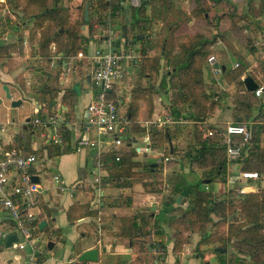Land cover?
Instances as JSON below:
<instances>
[{"label":"trees","instance_id":"trees-1","mask_svg":"<svg viewBox=\"0 0 264 264\" xmlns=\"http://www.w3.org/2000/svg\"><path fill=\"white\" fill-rule=\"evenodd\" d=\"M121 1L6 0L7 8L10 9L11 13L6 19L0 17L1 26L4 28L2 32L10 31L16 34L17 38H19L17 40L20 42L22 34L19 28L22 27L23 21H33V30L39 33L37 38L38 55L42 58L37 70L44 75L54 54L60 53L61 58L67 61L68 58L84 50V38H93L95 34L94 24H100L103 29L113 28L111 26L114 23L112 18L117 17L123 9ZM153 1L142 0L140 6L129 7V26L135 28L143 24L144 28L143 31L133 35L131 38V40L139 42L138 48L142 53V59L137 66V80L131 89V96L125 103L124 99L120 98L112 89L107 92V97L116 105H121V101L122 104L125 103L126 112L124 116L128 119L131 130L133 126L136 127L138 125L136 117L140 98L148 100L146 95H167V106L169 114L175 120L173 122L175 129H169V127L165 126L162 129L150 130V138L154 147L164 148V146H167L170 156L176 154L177 145L174 142L177 139L176 129L179 126L177 124L189 121L193 124V130L191 131L192 142L185 147L186 149L181 155V159L186 163L196 164L199 168L206 170V179L211 180L216 175L224 174L229 163H238L239 171H256L259 173V179H261L262 175H264V147L261 145L264 142V120L260 122L250 119V112L255 106L252 105L255 91H248L244 87L241 77L245 74L246 67H244L242 61H239V63L237 62L238 65L230 70L221 69L222 80H233L234 77L242 87L240 89L241 100L239 102L241 103L242 111L245 112L242 118L245 119L242 120L241 117H237L233 122L251 123V138L246 153L236 160H228L225 146L222 143L223 127L207 122L215 106L213 102L214 96L208 93L204 87L203 69L214 45L215 36L209 37L203 32H196L177 43L176 52L169 49L162 51L160 55H151V46L149 44L152 35L151 19L156 15V11L149 10V7ZM193 1L194 5L191 8V12L199 17L202 15L206 19L207 6L201 3L200 0ZM65 2L67 6H64ZM86 4L88 6L87 20L84 19V7ZM158 5L160 7L157 10L159 13H168L172 8V0H159ZM260 9H262L264 14V3ZM12 15L14 19H11ZM233 24L236 25L237 23ZM82 25H87L88 27L87 37L81 34ZM13 46L15 44L0 46V59L2 62L11 56L10 53ZM162 64L164 69L160 73ZM250 76L258 83L259 87L258 80L253 75ZM141 77L147 80L157 77L158 83L157 85H155L156 82L142 85L139 80ZM43 86L40 89V96L38 95L39 99L40 101L45 100L47 106L52 107L59 88L47 84ZM74 95L75 89L67 88L61 96L62 102L66 103L69 108L68 113L72 111ZM259 105L257 114L260 113L264 119V110L261 108V106H264V102L259 103ZM38 115L44 118L40 112ZM49 115L54 114L49 113ZM69 119L65 117L60 121L59 135L61 141L60 143H55L54 151L56 154L61 153L62 147L66 151L68 150L71 140V130L67 126ZM29 125L31 128V123ZM201 125L205 126L203 133ZM138 130L142 132L143 128ZM209 130H213V134L208 135ZM19 139L21 138L19 137ZM19 139H14L9 145L10 149L18 151ZM126 139L128 141L127 145H129L131 140L128 134ZM32 151L39 152L41 149ZM135 156L136 152L134 149L108 148L100 152L99 159L105 172L102 175V182L110 181L117 187L128 188L132 185V178L139 170L150 175L160 170L161 166L159 163L151 160H136ZM202 180L200 179L199 181L201 182ZM197 182L194 185V196L188 200L187 207L181 211L180 217H174L167 222V225L175 232L172 247L173 253L177 254L181 251L185 243L182 237L184 232H197L205 242H220L213 249L215 247L225 249L223 252L214 251L218 258L217 262L213 264H234V259H236L234 254H244L249 264H264V187L260 185V181H258V189L256 191L248 194H238L234 190L229 189L224 199H217L209 190L198 189ZM143 184L146 187L148 183L145 182ZM184 189H190L185 181L181 180V182L174 184L173 192L175 197L170 200L176 202L177 197L182 194ZM35 202H39V200L36 198ZM38 204L40 205L42 202ZM41 207L43 208L42 212L33 222L36 225V233L39 232L38 223L40 219L45 217V215L48 216L50 211L44 204ZM237 211L240 213V217L237 216ZM229 214H234V217L227 221ZM213 216L224 220L226 225L221 221L219 222L222 224L218 221L215 222ZM224 226H226L225 229ZM139 228L140 224L135 219H127L120 225L118 234L133 240V237L139 236ZM162 231L163 229L160 227V232ZM232 239L235 240V243H232ZM158 245L162 250H165V242H160ZM150 246L153 247V245ZM231 247L234 251L230 250ZM143 248L146 251L148 250L146 246ZM36 257L38 261L37 254ZM205 263L207 262L205 261Z\"/></svg>","mask_w":264,"mask_h":264},{"label":"rangeland","instance_id":"rangeland-1","mask_svg":"<svg viewBox=\"0 0 264 264\" xmlns=\"http://www.w3.org/2000/svg\"><path fill=\"white\" fill-rule=\"evenodd\" d=\"M200 2L207 6V13L205 14L207 17L206 19H204L202 15L199 17L191 12V8L194 5L193 0H172V8L169 12H174V14L179 17L178 21L172 23L168 27L166 25L167 28H171L172 30L170 34H165L164 38H157L155 41L152 39L149 40L151 49H154L156 54L160 53L161 47L163 46L165 47V50L173 49L176 51L177 43L186 37L192 36L196 32H203L209 37L215 36V42L211 48L210 55H214L217 61L223 62L227 70L233 68L235 63L242 61L244 67H246V71L241 79L246 75H253L258 80L260 86L263 87V91L260 96L255 95V97L252 98V105L255 106H253L250 112V119L262 122L264 119L260 113L257 114V108L260 107L259 103L264 102V14L262 9H260L264 0H200ZM10 13L11 11L9 8L4 6L0 7V15H3L4 19L8 18ZM238 18L240 19L238 20ZM11 19H14L13 15ZM233 23L237 24L234 25ZM169 29H167V31ZM151 31H153L152 28ZM175 32L176 35H174ZM38 34L39 33L34 31L36 44ZM90 47H92V45ZM209 66L208 60H206L205 67L203 69L204 87L208 93L214 96L213 102L215 106L210 115L214 114V110L217 106L219 107V105L224 103H232L230 111L224 115V108H222L221 113H223L224 116L219 115L218 117L220 120V127H224L227 122H233L237 117L242 118L244 116L245 112L242 111L241 103L239 102L241 100L240 89L242 87L238 84V80L236 81L234 77L233 80H222L221 72H212L209 70ZM137 69L138 68L135 67L132 72L127 74L115 85V88L118 91L116 94L119 95L120 98L124 100L128 98L129 100L131 96V89L137 80ZM162 69H164L163 64L160 73ZM51 70H53V68ZM33 73V75H37L35 71ZM32 77L33 80L30 89L28 90V86L25 85L27 91H23L22 94L15 91L13 88L9 89L10 94L14 91V96L12 98L6 96V91L3 89V85H1L0 119L3 121H6V119L14 121L13 125H7L4 123V128L12 127L13 130L16 131L23 126V124L28 123L26 122L27 118L32 119L36 116L33 112V107L36 106L37 103L41 104L39 93L41 87H44L43 85L47 84L49 86H56L60 89V71H56L55 79L51 81V83L46 81L40 82L39 78L37 79L36 76ZM66 77H69L68 84H71L73 79L77 76L71 70L68 74H66ZM19 80L22 84L25 82V79L22 80L21 77ZM139 80L142 85H148L154 82H156L155 85H157L158 83L157 77H153L149 80L141 77ZM90 88L93 92H96V88L92 85ZM35 92L38 94L36 95ZM58 95L59 93L57 96ZM162 97L161 104L164 105L165 110L168 112L167 95H162ZM18 99H21L22 103L13 106L12 101ZM256 100L258 101L256 102ZM118 108L120 115L124 116L126 106L123 107L118 105ZM261 108L264 110V106H261ZM161 113L162 112L160 111V114ZM244 119L245 118H242V120ZM137 124L136 128L134 126L132 127V133H140V130H138V128L140 129L139 123ZM26 125L28 126L27 135H30L31 130H35L36 133L41 130L40 128L33 127L32 125L31 128L29 124ZM177 125H179L176 129L177 139L174 142L177 145L176 154L170 156L168 154L167 146H164V148H158L157 156L155 157L141 154L139 156L137 155L139 159L144 161L156 160V162L161 166L159 171L150 175L139 170L132 178V185L128 188L117 187V185L110 181L102 184V187H107L106 185H108V189L110 191V194L104 197V215L116 220V228H118V230L120 225L127 219H135L137 223L144 227L143 237L149 243H152V228L156 225H160L163 229L162 233H153V236L155 240H159L162 243L165 242V251H162L161 247L158 245L160 252H155V250L149 252L143 248L145 245L141 244L140 248L133 249L131 252L132 254L128 255V259H124L118 264H137V262L154 264V261H156L157 264H172L167 261L169 258V252L174 255L173 264H204L205 261L207 262L205 264H213L217 262L218 257L214 252L213 247L220 242H205L201 239V235L197 232L183 233L182 237L185 243L183 244L181 251L177 254H174L172 248L170 247L169 241H174L175 232L167 225V222L174 217H180L181 211L187 207L188 200L194 196V185L197 181L196 185L198 189L200 188L211 191L213 193L212 195H214L217 199H224L229 189L234 190L239 194V192L234 189L233 181L227 177L228 173H231V167L230 169L228 168L230 163L226 167L224 174L216 175V177H213L211 180L209 179V182H205L204 179H206L205 177L207 175L205 174L206 170L199 168L196 164L186 163L183 159H181V155L186 149L185 147L188 143L192 142L191 131L193 130V124L192 122L185 121L182 124ZM165 126L169 127V129H175V124L173 123L166 124ZM201 126L203 133L205 126ZM127 143V139L122 137V144L119 147L120 150L130 149L126 147ZM139 143L141 144L140 140ZM261 145L264 147V142H262ZM37 147L38 149H41V151L35 152L28 148L25 150L36 154L37 161L35 162V165L40 170L41 185L44 187H50L49 192L53 194L55 192V187L58 186V184L52 180L53 175L57 173L59 174L60 169L62 170L61 165L59 164L58 159L48 157L43 147ZM81 154L82 153L71 154L68 156L66 161L69 169L73 170L75 174H78L82 170ZM163 156H168L169 159L163 161L161 159ZM235 166L237 168L235 167L233 171L237 173V171H239L238 163H236ZM94 169V166L90 163L89 170ZM75 174L74 176H77ZM90 177L91 176L89 175V178ZM62 179L65 185L68 186L70 184V179L67 177L63 176ZM200 179L203 180L200 182ZM181 180L185 181L190 189L183 190L182 194H180L182 197L179 202H172L170 199L175 197L173 186L177 182H181ZM258 181H260V185L264 187V175H262L261 179ZM145 182L148 183L146 187L143 184ZM65 195L69 197L67 192L64 193V196ZM97 204V208L92 210V213H98L102 208L98 201ZM153 204L156 205L154 209L151 208ZM151 213H154V215ZM237 216L240 217V213H238ZM233 217L234 214H229L227 221H230ZM213 219L215 222L221 221L224 225H226L224 220H220L216 216H213ZM221 222L219 223L222 224ZM225 228L226 226H224V229ZM165 235L168 241H166L164 237ZM154 239L153 241H155ZM121 240L124 243V246L128 244L127 238H121ZM232 240V243H235V240ZM132 241L136 242L134 239ZM230 250L234 251L232 247ZM234 255H236L234 264H249L246 261V256L244 254Z\"/></svg>","mask_w":264,"mask_h":264},{"label":"crops","instance_id":"crops-1","mask_svg":"<svg viewBox=\"0 0 264 264\" xmlns=\"http://www.w3.org/2000/svg\"><path fill=\"white\" fill-rule=\"evenodd\" d=\"M133 1L134 0L121 1L123 9L117 15V17L112 18L114 23L111 26H113V28L103 29L100 24H94L96 29L95 34L93 35V38H84V50H81L76 55L68 58L67 61L66 59L61 58L60 53L54 54L49 63V67H47L48 70L44 75H42L37 70V67L39 64H41L42 58L38 55L37 44L35 43L36 36L34 35L33 21H23L22 27L19 28V31L22 34V38L19 42V40H17L19 38H17L16 34L10 31L2 32L3 27L1 26L2 21L0 20V46L15 44V46L11 48V56L8 59H5L4 62H2L0 59V87L1 85L6 84L8 89L13 88L15 91H18L22 94L23 91H27V88L28 90L30 89L33 80L32 76H36L37 79L39 78L40 82L46 81L51 83V81L55 79L56 71H60V89L58 90L59 95L53 101L54 106L48 107L45 101H41V104L37 103V105L33 107V112L36 107H39L40 113L43 116H46L49 113H55L54 115H56L60 121L65 117L70 118L67 124L71 130V140L68 145V150L66 151L64 147H62V151L59 154H56L54 151L55 143L51 141L48 142L50 136L49 128L42 127L40 128V132L37 133L35 130H31L30 135H27L28 126L26 124L30 123V118L26 119V122L28 123L23 124V126H21L16 131H14L12 127H3L4 123L7 125H13L14 121L9 119L3 121L0 119V155L3 150L10 149L9 145L14 141L15 138L19 139L20 137V143L17 146L19 153H32L30 151H26L25 149L28 148L30 150H36L38 149L37 146L43 147L48 157H54L58 159L62 168V170L60 169L59 175L61 177L64 176L70 179V184L67 186L65 184H60V182L55 181L53 178L52 180L58 184V186L55 187V192L51 194L49 192L50 187H44L41 185L40 170L36 167V163H34L29 170L31 176L36 178V183H38L40 188V193L36 195L35 201L37 198L39 202H42V204L46 205L50 210L48 216L45 215V217L40 219V221H46L43 228H39V232H35L40 239V249L35 251L38 256L39 264H118L120 261L128 259V255L132 254L131 252L134 248H140L141 244L147 247V244L149 243L143 237L144 227L141 224L139 228L140 234L137 237H133V239L136 241L133 242L130 238L118 234L119 230L116 228V220L104 215V197L108 196L110 191L108 189V185H106L107 187H102V181L101 183L97 184L94 181L93 170H89L90 163L94 166L97 149L87 146L79 147L77 144L81 137H89L91 140L96 138L95 130L93 127H90L87 124L85 118L86 106L93 95V91L90 88L91 83L88 79L90 65L87 57L97 48H106L107 41L109 40L111 41L112 49L128 47L135 48L139 46V42H135V40H131V38L133 35L143 31V24H140L135 28H131L129 26V7L140 6L142 0H137V4H134ZM158 4L159 0H154L152 5L149 7V10L152 9L156 11V15H154V17L151 19V28L153 31L150 39L154 41L157 38H164L165 34H170L172 29L167 27L172 23L177 22L179 18L174 14V12H169L171 14L164 12L159 13L157 11L160 8ZM3 6L7 7L6 0H0V7ZM64 6H67L66 2L64 3ZM0 17L3 16L0 15ZM106 21H108V19H106ZM166 28L169 30L167 31ZM81 34L84 37H87V25L81 26ZM174 35H176V32ZM91 45L92 47H90ZM164 50L165 47H161L160 53H162ZM172 51L176 52L173 49ZM150 52L151 55H160V53L156 54L154 49H151ZM79 53L82 55L79 56ZM216 64L220 68L219 72L225 70L226 67L223 62L217 61L216 58L214 65L209 64V70L216 72L214 70ZM52 68L53 70H51ZM134 68L135 67H125V74L123 78L132 72ZM71 70L74 74H76L77 77L73 79L71 84H68L69 77H66V74H68ZM34 71L37 73V75H33ZM20 77L22 80L25 79L23 84L19 80ZM218 84L222 86L220 83ZM25 85L28 87L26 88ZM67 88L75 89V95L72 99L73 104L71 113H68V106L61 100V96ZM13 92H11V98L14 96ZM117 92L118 91L115 88V93ZM35 94L37 95L38 93L35 92ZM146 97H148V100L145 98L139 99V107L136 117L137 123H139L140 128H143V131L140 133H132L130 126H128L127 131H125L122 135L124 139H126L127 134L129 135L131 142L129 145H126V147L134 149L136 152L135 159L141 161L144 160L138 158L140 154L148 155L150 157L157 156L158 148L153 146L149 131L152 129H162L165 126L149 127L147 126V123L150 120L156 119L157 117L169 114V111L167 112L164 105L161 104L163 98L162 95L152 94L151 96L146 95ZM126 100L128 101V98L124 100L125 103L127 102ZM125 103L122 104L121 101V106L125 107ZM231 105L232 103H224L219 105V107L217 106V108L214 110V114L210 115V117L207 119V122L216 126H221L219 122L220 120L218 119L219 115H223L221 110L224 108L225 115L228 111H230ZM160 111L162 112L161 114ZM146 135L149 137L150 147L154 153L143 151V147L145 146L144 137ZM139 140L141 144L139 143ZM104 146L105 148H110L112 144L106 143ZM119 147L117 149H120ZM75 153H82L80 155L82 170L78 174H75L73 170H70L68 164H66L68 156ZM165 157L168 156H163L161 159L166 161L164 159ZM235 164L236 163L229 164L228 168L230 169L231 167V173H228L227 176L233 181V183L237 181L239 173V171H237V173L233 171V169L236 167ZM102 172V175H104L105 172L103 170ZM74 174L77 176H74ZM89 175L91 176L90 178ZM65 192L69 194V197L66 195L64 196ZM70 195L73 196L71 197ZM97 201L99 202V205L102 206V208L98 213H92L91 211L98 206ZM39 202H35L34 206L30 209V211L36 214V218L43 209L41 207L42 204H38ZM155 207L156 205L153 204L151 208L154 209ZM151 214L154 215V213ZM160 227V225L154 226V228H152V232L158 234L162 233L160 232ZM12 232L13 223L0 207V264H24L27 254L31 251L29 247L24 250H16L12 246L6 247L5 237L7 234ZM153 233L151 234V242L153 243L154 247L152 250H155V252H160V248L156 246V244L159 243V240L154 239ZM164 237L166 241H168L166 235ZM121 238H127L128 244L124 246ZM153 239L155 241H153ZM172 242V240L169 241L171 248L173 246ZM91 247H97L99 249L98 262L78 261V255L83 250ZM167 261L172 264L174 262V255H172L170 252ZM137 264L145 263L137 262ZM154 264H157L156 261H154Z\"/></svg>","mask_w":264,"mask_h":264},{"label":"built area","instance_id":"built-area-1","mask_svg":"<svg viewBox=\"0 0 264 264\" xmlns=\"http://www.w3.org/2000/svg\"><path fill=\"white\" fill-rule=\"evenodd\" d=\"M137 4V0L133 1ZM111 41H107L106 48H97L88 55L90 65L89 79L91 85L96 88L92 98L86 106L85 118L90 127H93L96 138L81 137L77 144L79 147L87 146L96 148L97 153L94 161V181L99 184L102 181V163L99 154L105 148L104 144L110 143V148L117 149L122 144V135L129 126V121L125 116L120 115L118 105L107 97V92L114 89L115 85L125 74V67H136L142 59V53L138 47L111 48ZM82 54L79 53V56ZM210 65L215 64L214 55L208 57ZM238 63H235L237 66ZM216 72L220 68L214 67ZM263 87L259 86L255 90V95L260 96ZM40 108L36 107V116L31 119L33 127L50 129L48 142L60 143L59 126L60 120L56 115L39 116ZM172 116L166 114L147 123L149 127L163 126L173 123ZM148 127V128H149ZM213 134V130L208 131V135ZM222 143L225 146L228 160H236L243 156L250 143L251 123L248 122H228L223 127ZM145 146L143 151H154L150 147L148 135L144 137ZM118 159V157H116ZM168 160V157L164 158ZM37 161L34 153L22 154L14 149H6L0 155V207L13 223V232L17 235V241L12 247L16 250L30 248L24 264H39L36 257V250L40 249L39 237L35 233L36 225L33 224L36 214L30 209L34 206L35 197L40 193L38 183L33 182L30 168ZM54 180L64 184L62 177L57 173ZM259 173L256 171H239L234 189L239 194H248L258 189Z\"/></svg>","mask_w":264,"mask_h":264},{"label":"water","instance_id":"water-1","mask_svg":"<svg viewBox=\"0 0 264 264\" xmlns=\"http://www.w3.org/2000/svg\"><path fill=\"white\" fill-rule=\"evenodd\" d=\"M84 19L87 20L88 19V6L87 4L84 7ZM115 50V49H113ZM218 65L216 64V67ZM89 79V76H88ZM90 80V79H89ZM244 87L246 90L248 91H255L258 88V83L250 76V75H246L242 78ZM3 89L6 91V96L11 98V94L9 92L8 86L6 84H3ZM21 103V99L18 100H13L12 101V105L16 106L19 105ZM171 147V144H170ZM156 164V163H155ZM32 181L36 182V178L32 177ZM205 182H209V179H204ZM182 196H178L176 201L179 202ZM46 221L45 220H41L39 222V228L42 229L43 226L45 225ZM17 241V235L15 232L9 233L6 235L5 237V246L6 247H10L12 246L13 242ZM224 248H219V247H215L214 251H224ZM78 261L82 262V261H89V262H98L99 260V249L97 247H91L88 249L83 250L79 255H78Z\"/></svg>","mask_w":264,"mask_h":264},{"label":"flooded vegetation","instance_id":"flooded-vegetation-1","mask_svg":"<svg viewBox=\"0 0 264 264\" xmlns=\"http://www.w3.org/2000/svg\"><path fill=\"white\" fill-rule=\"evenodd\" d=\"M152 244H153V243H152ZM150 245H151V243H148V244H147V248H148L147 251H149V252L152 251V249L154 248V247H151ZM156 246L159 247L158 244H156Z\"/></svg>","mask_w":264,"mask_h":264}]
</instances>
